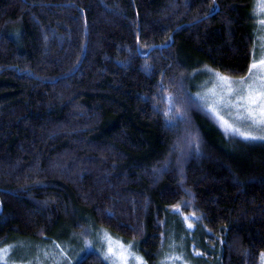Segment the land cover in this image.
I'll list each match as a JSON object with an SVG mask.
<instances>
[{
	"label": "trees",
	"instance_id": "obj_1",
	"mask_svg": "<svg viewBox=\"0 0 264 264\" xmlns=\"http://www.w3.org/2000/svg\"><path fill=\"white\" fill-rule=\"evenodd\" d=\"M253 22V0H0V245L100 228L146 264L171 238L260 264L264 140L223 129L192 83L244 76Z\"/></svg>",
	"mask_w": 264,
	"mask_h": 264
},
{
	"label": "rangeland",
	"instance_id": "obj_2",
	"mask_svg": "<svg viewBox=\"0 0 264 264\" xmlns=\"http://www.w3.org/2000/svg\"><path fill=\"white\" fill-rule=\"evenodd\" d=\"M261 2L262 0H253L254 32L248 72L244 76L233 77L203 66L193 72L192 78L194 90L210 115L223 129L240 137L243 136L234 129L250 133L253 137L264 136V125L242 118L247 115L245 108L237 106L240 97L248 95L249 86L253 92L261 93V99H264V12L258 14V4ZM253 65L257 67L254 69ZM222 77L227 80L221 79ZM228 125L232 127L229 128ZM178 216L184 229L191 231L197 221L196 217L181 213ZM87 231L83 235L70 233V242L62 244L58 241H48L41 245L36 241L7 242L0 245V264H71L79 256L77 254L88 249L96 251L106 264H146L131 242H125L104 229L87 228ZM171 239L168 241V248L172 247L174 250L167 248L168 251L162 252L158 264H213L209 257L192 253L190 249H194V246L188 248L186 255L181 250L184 248L174 246L177 242ZM260 264H264V252L260 256Z\"/></svg>",
	"mask_w": 264,
	"mask_h": 264
},
{
	"label": "snow or ice",
	"instance_id": "obj_3",
	"mask_svg": "<svg viewBox=\"0 0 264 264\" xmlns=\"http://www.w3.org/2000/svg\"><path fill=\"white\" fill-rule=\"evenodd\" d=\"M261 12H264V0L258 4V14ZM262 23H264V21H262ZM256 67V65H253L254 69ZM221 79L227 80L226 77H222ZM237 106L245 108L247 115L242 118L248 119L254 124L264 125V99H261V93L253 92L251 86H249L248 95L240 97L239 101L237 102ZM225 123L227 124V121H225ZM228 127L231 128L232 126L228 125ZM234 131L243 136L245 139L264 140V136L253 137L250 133L242 132L240 129H234Z\"/></svg>",
	"mask_w": 264,
	"mask_h": 264
}]
</instances>
